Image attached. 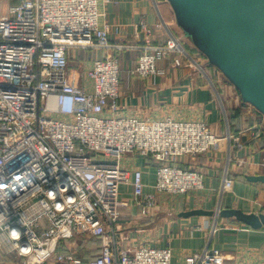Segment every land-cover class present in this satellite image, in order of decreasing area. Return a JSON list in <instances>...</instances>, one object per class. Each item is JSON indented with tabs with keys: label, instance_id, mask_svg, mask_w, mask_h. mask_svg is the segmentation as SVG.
<instances>
[{
	"label": "built area",
	"instance_id": "1",
	"mask_svg": "<svg viewBox=\"0 0 264 264\" xmlns=\"http://www.w3.org/2000/svg\"><path fill=\"white\" fill-rule=\"evenodd\" d=\"M99 3L18 0L5 12L0 0V252L16 255L19 264H174L170 246L117 245L115 224L127 205L121 186H132L143 214L156 203L155 194L145 193L142 169L124 168L122 157L152 159L156 191L186 194L204 188L205 174L181 166L182 157L219 151L226 139L230 162L233 147H242L238 137H221L205 121L104 116L120 108L122 68ZM92 48L104 55L81 75L71 58ZM142 49L131 75L143 79L161 73L158 62L170 54L176 65L183 58L193 63L174 34ZM233 185L227 166L220 193ZM84 235L104 238L96 257L62 250L64 240ZM183 264L228 263L208 244Z\"/></svg>",
	"mask_w": 264,
	"mask_h": 264
},
{
	"label": "crops",
	"instance_id": "2",
	"mask_svg": "<svg viewBox=\"0 0 264 264\" xmlns=\"http://www.w3.org/2000/svg\"><path fill=\"white\" fill-rule=\"evenodd\" d=\"M99 8L101 25L110 28L109 37L114 45L111 54L120 60L122 68L120 108L114 111L108 108L104 116L154 120L172 116L179 120L205 121L217 135L225 137L230 132L242 143V147H233L230 162L226 139L221 141L219 151L182 157L181 166L199 169L205 174L204 188L186 194L156 191V163L137 154L124 155L122 166L142 169L145 193L155 194L156 203L143 214L134 199L132 186H121L120 197L127 205L120 207L115 224L114 238L118 247L170 246L173 263L183 264L187 255L210 244L228 264H264V226L254 228L234 217L216 219L214 215H184L198 209L216 210L219 206L264 213V183L248 179L249 175L264 174V114L243 99L231 80L222 82L220 75L212 76L209 68L201 63V53L183 32L170 0H100ZM142 25L149 28L151 34ZM171 34L181 40L188 54L200 62L197 61L203 71L193 63L190 65L187 58L176 65L174 53L159 60L158 69L162 72L158 75L148 79L131 75L143 52L142 47L163 45ZM75 52L79 59L89 56L85 69L91 67L95 58L104 55V50L99 48ZM227 166L234 177V185L222 195L220 188ZM103 242L101 237L76 236L64 240L61 248L89 260L98 255ZM0 255L2 263L5 257Z\"/></svg>",
	"mask_w": 264,
	"mask_h": 264
},
{
	"label": "water",
	"instance_id": "3",
	"mask_svg": "<svg viewBox=\"0 0 264 264\" xmlns=\"http://www.w3.org/2000/svg\"><path fill=\"white\" fill-rule=\"evenodd\" d=\"M180 25L197 46L240 90L243 99L264 114V0H170ZM263 182L264 174L249 175ZM234 217L254 228L264 226V213L226 207L192 210L191 215Z\"/></svg>",
	"mask_w": 264,
	"mask_h": 264
},
{
	"label": "rangeland",
	"instance_id": "4",
	"mask_svg": "<svg viewBox=\"0 0 264 264\" xmlns=\"http://www.w3.org/2000/svg\"><path fill=\"white\" fill-rule=\"evenodd\" d=\"M18 0H2V3L4 4L3 5V7H4V9H3V11H5L6 12V8H7V6L9 5V4H12V3H16ZM180 24V23H179ZM181 26V25H180ZM181 28H182V30H183V32L184 33H186L187 34V36L188 37H190V39L192 40V43H193V45L196 47V50H198V51H200V53L201 54H199L200 56H201V59H199L200 61H201V63L205 66V67H207V68H209V70H210V72H211V74H212V76H214L215 74H217V75H220L221 76V80H223L222 82H228L229 83V81L228 80H230L229 79V77L225 74V72H223L217 65H215L211 60H210V58L197 46V44H196V42L194 41V39H193V37L181 26ZM193 58V57H192ZM72 60L71 61H73L72 63H73V66H72V68L74 69V70H76V71H78V72H80L81 73V75H82V72L85 70V68H86V66H87V64H86V62H88L89 61V56H87L86 58H81V59H79V58H74V57H72L71 58ZM91 59V58H90ZM196 61H198L197 59H195V58H193V64H195L196 65ZM199 62V61H198ZM200 63V62H199ZM196 67H198V65H196ZM208 71V70H207ZM0 254H2L1 252H0ZM1 256V255H0ZM4 257H5V260L4 261H2V263L3 262H5V263H8V260L12 263V264H19V261H20V258L19 257H17L16 255H14V254H7V255H4ZM6 257H10V259H8V258H6ZM2 263H0V264H2ZM5 263H3V264H5ZM20 264H22V263H20Z\"/></svg>",
	"mask_w": 264,
	"mask_h": 264
},
{
	"label": "trees",
	"instance_id": "5",
	"mask_svg": "<svg viewBox=\"0 0 264 264\" xmlns=\"http://www.w3.org/2000/svg\"><path fill=\"white\" fill-rule=\"evenodd\" d=\"M6 258H8V259H10V257H6ZM11 262L8 260V263L7 264H10ZM12 264V263H11ZM16 264V263H15Z\"/></svg>",
	"mask_w": 264,
	"mask_h": 264
}]
</instances>
